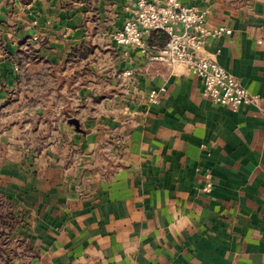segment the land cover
Instances as JSON below:
<instances>
[{
	"label": "crops",
	"instance_id": "crops-1",
	"mask_svg": "<svg viewBox=\"0 0 264 264\" xmlns=\"http://www.w3.org/2000/svg\"><path fill=\"white\" fill-rule=\"evenodd\" d=\"M135 1L0 0V197L22 219L6 255L264 264V0H177L230 29L203 54L258 97L236 112L186 69L114 44ZM160 87L156 103L134 97Z\"/></svg>",
	"mask_w": 264,
	"mask_h": 264
},
{
	"label": "built area",
	"instance_id": "built-area-1",
	"mask_svg": "<svg viewBox=\"0 0 264 264\" xmlns=\"http://www.w3.org/2000/svg\"><path fill=\"white\" fill-rule=\"evenodd\" d=\"M154 31H162L168 36L165 45L156 50L147 45V39ZM230 34V29L225 27L207 29L203 12L193 7H183L177 0H166L163 5L136 0L132 15L113 34L112 41L117 47L137 50L150 61L159 62L170 69H186L200 79L204 97L215 105L236 112L243 106L256 105L258 97L243 88L220 64L203 54L206 39ZM32 39L37 41L39 37ZM133 76L134 71L129 69L121 74L123 79L132 82ZM164 92V87L151 88L145 95L134 97L148 105L156 103ZM211 187L212 184L208 181L204 190L209 191Z\"/></svg>",
	"mask_w": 264,
	"mask_h": 264
},
{
	"label": "trees",
	"instance_id": "trees-1",
	"mask_svg": "<svg viewBox=\"0 0 264 264\" xmlns=\"http://www.w3.org/2000/svg\"><path fill=\"white\" fill-rule=\"evenodd\" d=\"M167 40L168 36L164 32L154 31L148 38V46L152 49H159L165 45ZM2 150L0 145V151L2 152ZM21 223V216L16 215L12 206L0 197V264H13L6 255V251H9L15 256L17 255L19 246L12 242L10 236L14 229Z\"/></svg>",
	"mask_w": 264,
	"mask_h": 264
},
{
	"label": "water",
	"instance_id": "water-1",
	"mask_svg": "<svg viewBox=\"0 0 264 264\" xmlns=\"http://www.w3.org/2000/svg\"><path fill=\"white\" fill-rule=\"evenodd\" d=\"M70 123H73V124L78 128V125H77V121H76V120L71 119V120H70Z\"/></svg>",
	"mask_w": 264,
	"mask_h": 264
},
{
	"label": "rangeland",
	"instance_id": "rangeland-1",
	"mask_svg": "<svg viewBox=\"0 0 264 264\" xmlns=\"http://www.w3.org/2000/svg\"><path fill=\"white\" fill-rule=\"evenodd\" d=\"M0 129H1V125H0Z\"/></svg>",
	"mask_w": 264,
	"mask_h": 264
}]
</instances>
